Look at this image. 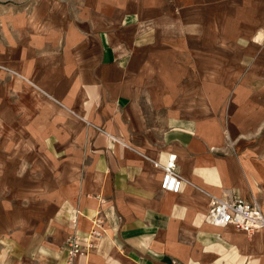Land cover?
<instances>
[{"label": "crops", "instance_id": "0c3cea01", "mask_svg": "<svg viewBox=\"0 0 264 264\" xmlns=\"http://www.w3.org/2000/svg\"><path fill=\"white\" fill-rule=\"evenodd\" d=\"M0 37V121L18 123L8 144L54 187L49 231L101 221L73 264H264V232L203 221L209 196L264 216V0H7ZM168 155L176 194L152 165Z\"/></svg>", "mask_w": 264, "mask_h": 264}, {"label": "rangeland", "instance_id": "374dc122", "mask_svg": "<svg viewBox=\"0 0 264 264\" xmlns=\"http://www.w3.org/2000/svg\"><path fill=\"white\" fill-rule=\"evenodd\" d=\"M260 44L258 51H262ZM5 49L6 43L0 37V50ZM2 56L3 52L0 53V69L4 71L0 76V103L7 98L4 88L11 75ZM5 108L0 105V110ZM17 124L0 121V264H35L43 259L40 255H46L48 263L53 264L61 257L65 239L49 231L55 205L50 200L47 204L41 201V194L54 187L41 185L38 177L27 174L22 153L8 144L7 130L11 125H16L17 130ZM225 142V147H231L226 136Z\"/></svg>", "mask_w": 264, "mask_h": 264}, {"label": "built area", "instance_id": "2783aa9c", "mask_svg": "<svg viewBox=\"0 0 264 264\" xmlns=\"http://www.w3.org/2000/svg\"><path fill=\"white\" fill-rule=\"evenodd\" d=\"M152 165L159 168L161 172L159 189L172 194L179 192L182 177L177 171L175 156L168 155L164 163L152 162ZM203 221L217 227H231L246 235L264 232V216L253 200L209 196ZM71 224H74V217L71 219ZM100 225L101 221L94 219L89 232L84 234L72 232L65 238L64 264H73L75 259H83L94 249L96 243L102 238ZM168 264H175V262L170 261Z\"/></svg>", "mask_w": 264, "mask_h": 264}]
</instances>
